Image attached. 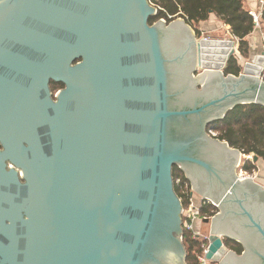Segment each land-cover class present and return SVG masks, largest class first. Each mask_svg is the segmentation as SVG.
Segmentation results:
<instances>
[{"label":"water","instance_id":"95a60500","mask_svg":"<svg viewBox=\"0 0 264 264\" xmlns=\"http://www.w3.org/2000/svg\"><path fill=\"white\" fill-rule=\"evenodd\" d=\"M157 11L0 0V264H187L174 166L217 208L207 260L264 264V184L240 179L241 151L207 132L264 106V51L224 74L231 36L150 23Z\"/></svg>","mask_w":264,"mask_h":264},{"label":"trees","instance_id":"16d2710c","mask_svg":"<svg viewBox=\"0 0 264 264\" xmlns=\"http://www.w3.org/2000/svg\"><path fill=\"white\" fill-rule=\"evenodd\" d=\"M249 0H150L158 7L157 14L150 18V23L159 18L165 19L167 22L174 17H182L199 36L201 34V23L206 22L211 16H215L222 24L226 25L230 34L236 38L237 53L243 58H247L251 53H255L257 49H251V38L258 29L261 33L262 39L260 44L264 48V4L258 19V25L255 24L251 10L258 11L257 4L252 9L248 5ZM241 65L237 61V56L229 58L224 74L238 75L241 72ZM50 87L53 92L62 88V83L51 81ZM211 129L216 133L215 137L219 140H224L230 147L239 149L242 153L248 155L252 154L253 158L256 156V163L264 165V106L260 104H241L229 110L226 115L217 121L210 123L207 130ZM245 163L242 165L244 170L251 172L253 165L244 158L241 161ZM173 181L180 178L181 183L177 185L174 183V190L177 196L181 199L182 206L187 204V195L181 192L183 183L190 182L185 177L184 173L177 167H173ZM191 188V187H190ZM199 196H196V202H199ZM217 212V208L210 202L205 203L199 209V215L205 214L213 215ZM183 242L186 248V262L187 264H200L198 257L203 252L205 240L202 238H193L191 233L183 230ZM224 244L234 250L236 253H241L242 246L240 243L224 239ZM212 264H216L211 262Z\"/></svg>","mask_w":264,"mask_h":264},{"label":"built area","instance_id":"2783aa9c","mask_svg":"<svg viewBox=\"0 0 264 264\" xmlns=\"http://www.w3.org/2000/svg\"><path fill=\"white\" fill-rule=\"evenodd\" d=\"M150 3L153 4L152 2ZM263 4H264V0H258V11H254V10L250 11V14L252 15L253 20L256 25H258V19H259ZM228 35L231 36L236 41V38H234L231 34H228ZM263 77H264V73H263ZM209 134L213 137L216 135V133L212 130H209ZM242 155L246 161H249L254 164L252 154L246 155L243 153ZM241 164L244 165L245 163H241ZM242 165H240V169L238 171L239 178L243 179V178L250 177V178L256 179V172L249 174L248 172L244 170ZM174 183L177 185H180L181 183L180 178H177ZM181 192L184 195H187V200H188L186 206L185 207L182 206V214H181L182 228L183 230L185 229L189 231L193 238L199 237L206 241L203 247V252L198 257V261L200 264H212L209 260H207L205 256L207 249H208V231L204 233L202 229L203 227L202 225H207L208 223H205V221L207 220L209 221L214 214L213 215L205 214L204 216L199 215L200 207H202V205H204L205 203L209 201L200 197L199 202H196L195 195L193 194L192 189L188 187V183L186 182L183 183V187L181 186ZM197 224L199 225V227Z\"/></svg>","mask_w":264,"mask_h":264},{"label":"rangeland","instance_id":"374dc122","mask_svg":"<svg viewBox=\"0 0 264 264\" xmlns=\"http://www.w3.org/2000/svg\"><path fill=\"white\" fill-rule=\"evenodd\" d=\"M256 9L258 8V6L255 7ZM178 16L174 17L173 19H176ZM213 16H211V21L212 22H206L204 25L202 24L203 27H208L209 29L206 31V32H203L201 31V34L200 35H208L210 37H222V38H226V37H229L228 34H230L228 28L226 25L222 24L217 18H212ZM187 23V22H186ZM215 23V24H214ZM188 24V23H187ZM211 26V28H210ZM228 30V31H227ZM203 32V34H202ZM205 33V34H204ZM260 31L258 29H256V32H254V41H252V43L250 44V47L251 49H257V51L255 53H251L249 54V56L247 58H243L242 56H239L237 55V61L238 63L242 66L246 61H249V60H253L254 59V56L258 53H260L261 51H264V48H263V45H260V40L258 41L257 38H256V34L259 35ZM261 34V33H260ZM199 35V36H200ZM260 37V35H259ZM238 54V53H237ZM263 80H264V77H263ZM251 163V162H250ZM253 165V169L251 170V172H248L249 174L251 173H255L256 172V180L257 181H260L261 183L264 184V182H262V180L264 179H260L259 178V174L261 176H263L264 178V165L259 163V165L256 163V166H254L253 163H251ZM239 171V168L237 170V172ZM196 197V195H195ZM202 229H203V232H207L209 230V224L206 225H202Z\"/></svg>","mask_w":264,"mask_h":264},{"label":"crops","instance_id":"0c3cea01","mask_svg":"<svg viewBox=\"0 0 264 264\" xmlns=\"http://www.w3.org/2000/svg\"><path fill=\"white\" fill-rule=\"evenodd\" d=\"M256 4H257V0H249V1H248V5H249L252 9L254 8V6H255ZM212 18H215V16H213ZM211 20H212V19H211V17H210V19H209L208 21H206V22H209V23H210V22H212ZM206 22H202V24L204 25ZM202 24H200V25H201V29H203V30H202L203 32H206L209 28H208V27H203ZM214 24H215V23H214ZM210 28H211V26H210ZM228 30H229V29H228ZM228 30H227V31H228ZM206 33H207V32H206ZM206 35H207V34H206ZM259 35H260V37H259ZM259 35L256 34V38L258 37L257 40L259 39V40L261 41L262 36H261L260 33H259ZM253 39H254V34H253L251 40L254 41ZM259 40H258V41H259ZM254 42H255V41H254ZM251 43H252V42H251ZM255 43H256V42H255ZM260 45H261V44H260ZM259 178H260V179H263V176H261V175L259 174ZM206 226H207V225H206ZM198 227H199V225H198Z\"/></svg>","mask_w":264,"mask_h":264},{"label":"flooded vegetation","instance_id":"af4514ba","mask_svg":"<svg viewBox=\"0 0 264 264\" xmlns=\"http://www.w3.org/2000/svg\"><path fill=\"white\" fill-rule=\"evenodd\" d=\"M50 83H51V81H50ZM50 83H49V86H50ZM63 86H64V85H63ZM50 89H51V87H50ZM59 89H60V88H59ZM57 90H58V89H57ZM57 90H56V91H57ZM51 91H52V89H51ZM56 91H55V92L52 91V93L55 94ZM209 130H211V129H209ZM209 130H207L208 133H209ZM209 135H210V134H209ZM210 136H211V135H210ZM214 137H215V136H214ZM241 153H242V152H241ZM242 154H243V153H242ZM243 158H244V157L241 158V160H240L238 166H236V168H235V172H236L237 176H238V172H237V170H238V168L240 169V165H242V164H241V163H242L241 161H242ZM245 171H246V170H245ZM246 172H247V171H246ZM238 177H239V176H238ZM263 179H264V178H263ZM262 182H264V180H262ZM190 187H191V184H190ZM191 189H192V188H191ZM192 192H193V191H192ZM193 194L196 195V196H198V195L195 194L194 192H193ZM195 198H196V197H195ZM195 200H196V199H195ZM211 204H212V203H211ZM212 205H213V204H212ZM215 207H216V206H215ZM197 225H198V224H197ZM233 241H234V240H233Z\"/></svg>","mask_w":264,"mask_h":264}]
</instances>
